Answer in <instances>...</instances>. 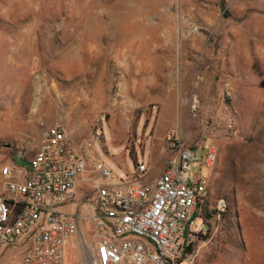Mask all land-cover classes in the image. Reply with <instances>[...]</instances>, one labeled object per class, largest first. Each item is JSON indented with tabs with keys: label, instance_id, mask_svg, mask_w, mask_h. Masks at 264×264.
I'll return each mask as SVG.
<instances>
[{
	"label": "rangeland",
	"instance_id": "1",
	"mask_svg": "<svg viewBox=\"0 0 264 264\" xmlns=\"http://www.w3.org/2000/svg\"><path fill=\"white\" fill-rule=\"evenodd\" d=\"M41 121L119 178L144 161L154 181L169 135L197 149L191 175L230 210L193 264H264V0H0V150L34 145ZM79 195L67 264L97 244L94 193Z\"/></svg>",
	"mask_w": 264,
	"mask_h": 264
},
{
	"label": "built area",
	"instance_id": "2",
	"mask_svg": "<svg viewBox=\"0 0 264 264\" xmlns=\"http://www.w3.org/2000/svg\"><path fill=\"white\" fill-rule=\"evenodd\" d=\"M40 125L39 150L30 160L28 177L13 181L12 169L2 170L9 181L0 198V259L21 249V259L13 264H67V247L79 232L81 217L65 208L76 204L78 183L91 176L95 197L89 218L97 244L88 264L194 263L196 253L188 254L187 248L196 234L206 232L196 213L209 199L207 179L191 175L197 149L169 135L176 156L155 182L144 162L119 178L76 147L64 125ZM214 161V153L201 159L205 165ZM226 208L220 201L219 212Z\"/></svg>",
	"mask_w": 264,
	"mask_h": 264
},
{
	"label": "crops",
	"instance_id": "3",
	"mask_svg": "<svg viewBox=\"0 0 264 264\" xmlns=\"http://www.w3.org/2000/svg\"><path fill=\"white\" fill-rule=\"evenodd\" d=\"M42 134V133H41ZM41 138V135H40ZM40 138L39 140L37 139V141L34 143V145L29 146L28 148L25 147V144H20L19 147L17 148V151L13 152V153H9L8 151H2L0 150V198L6 194V185L7 182L9 181V178H11V180L13 181H17V182H23L29 175V163L30 160L33 159L38 150H39V145H40ZM17 156L19 157V159L22 161L23 165L19 166L16 163V158ZM144 162V161H143ZM148 169H149V173H150V181L151 182H155L156 179L165 171H164L153 181L151 179V171H150V165L149 163H147ZM5 167H10L12 169V175L7 178L3 175L2 170ZM158 167H155L154 170L156 171ZM90 178H92L91 176L80 181L78 183V185L80 186V189L77 190V202L76 204H71L68 205L65 209L67 212H69V210H72L76 208H78V204L82 205L83 200L80 199L79 201V194L88 196L89 192H93L94 193V197H95V189H94V185L91 182ZM84 185V186H83ZM82 187V188H81ZM87 194H84L86 193ZM78 203V204H77ZM69 245V244H68ZM68 250V247H67ZM22 252L21 249H12L10 251H8L1 259H0V264H6L13 256H15V252Z\"/></svg>",
	"mask_w": 264,
	"mask_h": 264
},
{
	"label": "trees",
	"instance_id": "4",
	"mask_svg": "<svg viewBox=\"0 0 264 264\" xmlns=\"http://www.w3.org/2000/svg\"><path fill=\"white\" fill-rule=\"evenodd\" d=\"M229 210H230V207L227 205V208L224 212H217L216 209L210 208L209 199H206L204 201V203L199 206L198 211L196 213V216H199L200 218H202L205 226H208L210 228V222H211V220H213L215 218V216L218 215L219 218L221 216H225L229 212ZM208 233H209V231H207L206 234H208ZM195 236L198 238L197 240H201V239H199V237L200 238L203 237L201 234H196ZM203 238H205V237H203ZM197 240L193 241L189 245V247L187 248L188 254H194L195 253Z\"/></svg>",
	"mask_w": 264,
	"mask_h": 264
},
{
	"label": "bare ground",
	"instance_id": "5",
	"mask_svg": "<svg viewBox=\"0 0 264 264\" xmlns=\"http://www.w3.org/2000/svg\"><path fill=\"white\" fill-rule=\"evenodd\" d=\"M40 99V98H39ZM38 109H39V107H38ZM37 111V104L35 105V107H34V113Z\"/></svg>",
	"mask_w": 264,
	"mask_h": 264
}]
</instances>
